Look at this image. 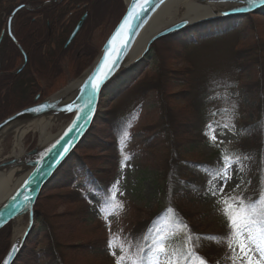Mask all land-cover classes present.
I'll use <instances>...</instances> for the list:
<instances>
[{
    "label": "trees",
    "instance_id": "obj_1",
    "mask_svg": "<svg viewBox=\"0 0 264 264\" xmlns=\"http://www.w3.org/2000/svg\"><path fill=\"white\" fill-rule=\"evenodd\" d=\"M48 1L50 0H0V36L3 33L0 45V73L16 70L23 61L6 30L12 12L22 5L37 6ZM118 1L113 0V6L100 7L98 12L99 19L103 18L106 11L118 14L116 19L111 21V30L124 14V8ZM82 3L85 7L80 9L79 5ZM89 3L95 4L94 0H65L44 9L32 12L25 10L17 14L13 22V34L27 57V64L16 76L0 77V120L32 104L40 96L39 91L42 88V97L47 98L60 85H65L69 78H77L93 62L100 49L96 48L92 53L81 57L77 55L76 45L80 42L78 40H75L72 46L76 52H71L70 57L64 55L62 50L81 16L67 36H54L56 26L68 18L75 6L78 9L76 15H82L84 12L89 13ZM34 15H38L40 20H34L33 24L31 21ZM254 19L255 16L252 15L216 19L162 38L159 44L156 42L148 54L155 55V58H150V64L146 58L143 59L113 80L104 90V97L111 100L121 94L126 95L124 108L120 112L110 109L104 113L103 125L97 126L95 123L96 126L91 128L77 148L82 154L104 148L105 141H110V160L115 163L119 158L117 148L122 143L124 134L127 133L128 136L131 133L129 121L133 111L143 102L149 99L153 101L155 116L142 129L145 137L138 145L156 157L159 168L154 180L157 205L153 211L146 214V218L135 208L134 217L126 221L125 230L123 229L127 234L129 252L133 259L145 258L140 264L145 263L147 248L154 237V225L162 224L164 212L168 213L172 224L179 229L175 248L178 253L189 255L191 251L206 264L212 262L213 248L223 253L227 243L206 237H217L221 241L228 239L230 230L225 216L203 221L197 219V212L193 214L183 203L187 197L204 190L208 180L220 174L226 167L225 155L231 160L238 157V161H245L250 166L247 173L248 182L242 191L236 192L237 198L255 202L264 191V43L257 38ZM69 25L70 23L67 26ZM31 27L34 29L32 33L29 32ZM243 31L256 33L254 40L252 38L251 41L243 43V49L230 51L232 46L213 45L212 49L208 46L212 41L220 40L224 36L236 38ZM160 45H166L169 50H162ZM175 49H181L180 53ZM218 50L223 56L226 51H230L231 55L215 62L213 59ZM162 51L170 54L172 59H180L187 64V69L174 70L167 67V57H159ZM58 52L63 60L66 57L65 62L69 64L66 73L60 68L62 61L60 57L58 59ZM151 64L152 71L143 74ZM245 73L249 77L243 83L242 89H245L249 99L254 101V120L241 123L240 140L230 150L214 151L207 155L204 151L196 149L194 160H186L183 156L184 150L189 148L190 151L193 144L209 140L203 132L210 123L224 118L227 113H245L239 97L229 96L223 100L215 98L219 93L237 92ZM217 106L220 112H217ZM216 156L222 158L221 162H215ZM108 175L103 171L97 175L91 174L88 166L73 156L58 170L46 188L58 187L60 190L74 184L75 179L85 181L87 191L103 193L104 196L101 194L100 197L101 208H104L111 199L106 193ZM35 215V225L26 243L28 246L15 264H96L89 257L86 246L75 248L64 242L66 232L74 227L83 232L78 215L48 217L41 211L39 204L35 208ZM183 225H187V228L184 229ZM95 230L96 227L91 229ZM189 236L193 237L191 242L188 241ZM196 237L200 239L197 240ZM9 238L10 227L7 226L0 231V263L7 251ZM38 247L41 250L36 253L35 249Z\"/></svg>",
    "mask_w": 264,
    "mask_h": 264
},
{
    "label": "rangeland",
    "instance_id": "obj_2",
    "mask_svg": "<svg viewBox=\"0 0 264 264\" xmlns=\"http://www.w3.org/2000/svg\"><path fill=\"white\" fill-rule=\"evenodd\" d=\"M94 2L95 4L89 3V15H87V19L83 23L82 29L75 38L76 41H80L79 44L76 45V48L78 49L77 55H81V57H84L85 54L92 53L96 48H101L106 40V35L110 31H112L111 21L113 19L115 20L118 15L113 12L109 13L108 11H106V14H109H105V17L103 16L102 19H99L98 12L100 7L113 6V0H94ZM118 3H121L122 7L124 8L122 0H119ZM104 4H106L107 6ZM25 6H27L28 8L31 7L30 5ZM79 7L81 9L82 7H85V5L82 3V5H79ZM25 10L30 11V9H23L21 11ZM77 11L78 9H76L75 6V8L72 10V13L68 15V18L64 22L56 26L54 36L55 34L57 36H67L70 33V30L77 22V19L79 18V16H81L80 14L76 15ZM17 14L13 18L11 24L12 34L13 22ZM181 17L182 15L179 14L178 19H180ZM32 20L33 21L31 22L34 24V20H40V18L38 17V15H34ZM71 20H73L72 23ZM254 21L257 26V38L260 41L262 40L261 42L264 43V17L255 16ZM69 23L70 25L67 26ZM32 30L34 29L31 27L29 32L32 33ZM48 32H50V30H48ZM255 34L252 32L243 31L236 38H234V36H224L220 40L212 41L208 46L211 49L213 45H219L221 47L232 46L230 48V51H238L245 48L244 46H242L243 43L251 41L252 38L254 40ZM156 42L159 44V42L161 41L158 40ZM33 44L36 45V43ZM73 44L74 42H72L70 46L63 47L62 49L65 52L64 55H67V57H70L71 52H76L74 49L75 47H72ZM59 48H61V45L59 46ZM161 48L162 50H169L166 45H162ZM179 50L181 49H175L176 52L180 53ZM230 51H226V55L223 56L220 54L221 51L218 50L217 55L213 60L215 62H219L223 59H226V57H229L231 55ZM59 54L61 53L58 52V59L59 57L61 58ZM153 56L155 58V55H153L152 53L151 55L145 56L144 59L146 58V61L150 64V60L153 58ZM165 56L167 57V67L171 69L173 68L174 70L187 69V64L181 62L180 59H177L178 61L172 59L171 55L164 51L159 54V57L161 59ZM65 58L66 57H64V60L63 58H61L62 63L60 67L64 73L67 72V69L69 67V64H66L65 62ZM91 63L84 70H86L91 65ZM19 65L20 66L14 71H10L8 73L1 72L0 77L18 75L9 74H14L15 72H17L23 65V61ZM222 66L224 67V64H222ZM212 68L214 69L215 66H213ZM152 69L153 65L151 64L147 68V70L143 72V74H145L146 72H151ZM82 72L79 74V76L82 74ZM248 77L249 76L245 73L244 79L239 84V90L237 92L219 93L215 96L216 99L220 100L226 99L229 96L239 97L241 99L240 103L242 104L245 113L242 115L227 113V116H225L224 118H219L218 120L210 123L209 125H211V135L215 136V142L210 139L209 135H206V133L209 132L208 125L205 128L203 134L208 136L209 140H204L202 142L193 144L190 151H188L189 148L184 150L183 156L186 160H194L195 155L197 154L196 149L204 151V153L207 155H211L212 153H214V151L225 152L227 150H230L234 144L239 142L241 136V123H250L254 120V101H251L249 99V95L245 93V89H242V85ZM75 79L69 78L65 85H60V87L54 93L60 91ZM43 89L44 88L39 91L40 96L38 97V101L43 100ZM115 96L117 97V95ZM126 98V95L121 94L115 100H111V98L107 99L102 94L97 116L92 127L96 125H103V114L110 111V109H114V111L118 110L120 112L124 108L125 101L127 100ZM262 99L264 100V87L262 90ZM217 108V112H220L221 110L219 106H217ZM133 112L134 114L129 121L131 133L127 136V139L123 143L119 144L117 148V155L119 156V158L115 163L110 160V156H112L110 152L111 148L109 147L111 145L109 144L110 141H105L104 148L95 150L93 149L82 154L79 153V149H76L71 156L78 157L79 160H82L83 163L88 166L91 174L93 175H97L102 171L109 174L107 179L108 183L106 193L109 194L111 198L114 195L115 200L123 204V209L119 212V215H109L106 220L104 214L101 211L102 208L100 196H102L103 193L87 191L86 182L78 179H75V183L70 185L68 188L62 187L63 189L59 188L60 190H58V187H50L48 189L45 188L41 194L40 199L37 202V204H39V206L41 207V211L48 217L63 216L65 214L71 216L78 215V217H80L83 232H79L80 228L74 227L73 230L71 229L66 232L64 242L66 245L73 246L75 248H78L79 246H86L88 248L89 257L93 259L96 264H116V256L123 254L120 251L119 245H123L128 255L132 257V254L129 252V242L127 239V234L123 231V229L125 230L126 227V221H130L134 217L135 208L144 214L143 218H146V214L153 211L155 206L157 205V190L154 180L159 168L157 167V161L155 159L156 157L153 153L140 148L138 145V143L145 137V135H143L142 133V129L146 126L147 122L155 116L154 103L149 99L148 101L143 102L142 104L137 106L135 111ZM69 120L70 117L62 119V126H66ZM58 123L53 124L54 126H52L50 130L52 134H56L61 130V127L58 126L60 125V121ZM95 123L97 124L95 125ZM225 125L228 126L225 127ZM106 132L108 131L106 130ZM11 143L12 138L9 137L0 144V148L3 151L1 155L2 157H0V165L3 164V162L5 163L7 161V156L9 155L11 150ZM37 143V137L35 135H28L24 140L25 152L32 151ZM125 155L129 157V159L126 161L123 160V157ZM221 159V157L216 156L215 162L219 163L221 162ZM226 167L227 177H225L224 175V169ZM226 167L222 169L218 176L208 180L204 190L195 193L192 197H187L184 200L183 204L185 205V207L191 209L193 214L197 212L200 215H198L197 219L203 221H211L213 218L223 216L221 211V209L224 207L223 201L227 197H236V192L238 190L242 191L245 184L248 182L247 173L250 169L248 163H246L245 161H238L237 163H232L230 166ZM162 216V224L156 223L154 225V237L152 238V241H150L147 248L146 260L144 264H148L147 258L151 256V249L155 247L154 241L161 235H166L167 237L163 241V244L168 250V256L162 257V259L172 257L174 254V258L176 259L177 264H189V261L192 260L190 256L187 253H178V251H176L175 249L178 242L176 234H178L177 231L179 232V229L172 224L167 212H164ZM94 227H96V230L91 231V229ZM11 236L12 234L10 229L9 244ZM110 237H112L114 239V242L118 245L111 250L108 246ZM27 246L28 245H26V247ZM213 249L211 257L212 262L209 264H232V260L229 259V257L233 256L235 253H233V250L230 249L228 245L224 246L223 253H220V251H218L217 249ZM40 250L41 249L39 247L35 249L36 253L40 252ZM113 252L116 253V256L112 254ZM236 252H239L238 248L236 249ZM250 254L256 256V253L254 252ZM71 256L72 253L70 257ZM185 257H187V259H185ZM127 264H131V262L128 261ZM238 264H245V262L243 260H240L238 261Z\"/></svg>",
    "mask_w": 264,
    "mask_h": 264
},
{
    "label": "water",
    "instance_id": "obj_3",
    "mask_svg": "<svg viewBox=\"0 0 264 264\" xmlns=\"http://www.w3.org/2000/svg\"><path fill=\"white\" fill-rule=\"evenodd\" d=\"M171 1L173 0H149L146 4L138 5L120 37L113 42L112 50L109 51L107 47L109 41L133 7L134 0H122L125 12L91 65L60 91L40 102L36 98L32 106L20 110L0 122V141H2L3 134H10L15 130L29 127L40 120L50 119V122L54 123L70 117L67 125L56 133L57 137L52 142L46 146H40L37 143L32 151L25 152L18 158H12L0 165V173H13L14 178L23 177L15 190L0 204V231L10 226L12 234L7 252L0 264H4L6 259L8 264H15L24 252L26 242L34 227L35 208L43 190L51 182L56 172L66 164L90 131L97 116L102 94L114 79L143 60L149 53L151 46L162 38L216 19L247 15L264 17V0H255V3H252L251 0H194L197 6L209 11L211 16H205L198 20H191L182 16L172 25L150 37L144 51L138 58H133V52L140 44L146 28ZM22 9L29 8L27 6L17 8L9 17L7 24L8 36L23 56L21 68L14 74L9 75L19 74L27 62L25 54L11 33L12 20ZM136 13H140V15L137 16ZM84 20L85 16L71 33L67 45L74 41L82 29ZM2 38L3 34L0 38V45ZM106 53L108 54L109 64L113 60L116 61L111 74L102 83L99 78L96 80L90 79L95 75ZM105 68H107V65ZM101 76H103V73H101ZM97 84H99L98 88L96 87ZM69 105L73 106L72 111H66ZM33 109L40 110L33 111ZM77 117H80V119H77ZM74 124L75 127H73ZM69 129L72 130L69 131ZM21 222L25 225L24 230L16 236L15 232ZM13 247L17 251L9 259V253Z\"/></svg>",
    "mask_w": 264,
    "mask_h": 264
},
{
    "label": "snow or ice",
    "instance_id": "obj_4",
    "mask_svg": "<svg viewBox=\"0 0 264 264\" xmlns=\"http://www.w3.org/2000/svg\"><path fill=\"white\" fill-rule=\"evenodd\" d=\"M148 2L149 0H134L133 7L128 13V16L125 17L119 29L109 41V45L107 46L109 51L112 50L113 42L118 37H120L125 25L128 24V20L130 17H132L136 7ZM251 2L255 3V0H251ZM136 15L139 16L140 13H136ZM115 63L116 61L113 60L112 63L109 64L108 54L106 53L105 57L102 58L95 75L90 79L96 80L99 78L100 82L102 83L103 80L111 74ZM106 65L107 68H105ZM101 73H103V76H101ZM96 87L98 88L99 84H97ZM38 110L40 109H33V111ZM72 110V105H69L66 109V111ZM77 119H80V117H77ZM75 126L76 125L74 124L73 127ZM227 126L228 125H225V127ZM71 130L72 129H69V131ZM206 135H209L210 139L215 142V136L211 135V125H209V132L206 133ZM126 139L127 133L124 134L121 142L123 143ZM128 159L129 157L127 155L123 157L124 161ZM224 160L226 166H230L232 163H237L239 158L237 157L236 160H231L230 157L225 155ZM224 175L227 177V167L224 169ZM223 204L224 207L221 209V211L227 220L230 235L225 241H221L220 238L217 237H206V239L227 243L228 247L233 250V253H235L233 256L229 257V259L232 260V264H238V261L240 260H243L245 264H264V191L261 192L259 199L255 202H246L245 200L236 197H227L223 201ZM122 209L123 204L116 201L115 196L113 195L110 201L107 203V206L102 208L101 211L107 220L109 215H119V212L122 211ZM183 228L186 229L187 225H183ZM166 238V235H161L156 238L154 241L155 247L151 249V256L147 258L148 264H177L174 254L172 257L162 259V257L168 256V250L163 244V241ZM145 239H147V237H145ZM192 239V236L188 237L189 242H191ZM196 239L198 240L200 237H196ZM108 246L111 250L118 245L114 242V239L110 237ZM119 247L121 253L123 254L116 256V253H112L114 256H116V264H127L128 261H130L131 264H140V261L145 259L144 257L133 259L128 255L123 245H119ZM237 248L239 249L238 253L236 252ZM15 251H17L15 247L10 250L9 259ZM253 252L256 253V256L250 254ZM189 256L193 258L189 261V264H206L202 258L195 256V254L191 251L189 252ZM185 259H187V257H185ZM4 264H8L7 259L5 260Z\"/></svg>",
    "mask_w": 264,
    "mask_h": 264
},
{
    "label": "bare ground",
    "instance_id": "obj_5",
    "mask_svg": "<svg viewBox=\"0 0 264 264\" xmlns=\"http://www.w3.org/2000/svg\"><path fill=\"white\" fill-rule=\"evenodd\" d=\"M63 1L64 0H59V1L50 0L46 3L41 4V5L31 6L29 9H30V11H36L38 9L47 8V7H50L52 5L60 4ZM179 14H181L183 17H187L191 20H198V19H201L205 16H209V15L211 16L209 11H207L204 8L197 6L194 3V0H173V1L169 2L162 9V11H160L157 14V16L152 20V22L146 28V30H145L142 38H141L140 44L138 45L135 52H133V58H138V56L144 51L146 43L150 37H152L155 33L160 32L164 28L172 25L177 20H179L178 19ZM75 27H74V29H75ZM73 30H72V32H73ZM1 37H2V35L0 36V38ZM26 60H27V57H26ZM38 102H40V101H38ZM33 104H34V102L28 106H24L23 108H21V110L28 108V107L32 106ZM66 118H68V117H66ZM63 119H65V118H63ZM3 120L4 119L0 120V122ZM59 121H60V125H58V126L61 127V129H62L63 124H62L61 120L55 121L54 123H58ZM54 123L50 122V119L40 120L34 124H31L29 127L23 128L21 130H15V131H13V133H10V134H7V133L3 134V139H2V141H0V144L4 140H6L7 138H9V137L12 138L11 150H10L9 155L7 156L8 157L7 161L11 160L12 158H18L23 153H25L24 140L26 139V137L28 135H35L37 137V142L40 146H46L47 144L52 142L53 139H55L57 137L56 134H52L50 132L52 126H54L53 125ZM2 153H3V151L0 148V157H2L1 156ZM22 178L21 177H18V178L15 177L14 178L13 173H11V174L0 173V204L15 190V188L18 186V184L20 183ZM19 224L20 225L15 232L16 236L21 234L24 230V226H25L24 223L21 222Z\"/></svg>",
    "mask_w": 264,
    "mask_h": 264
},
{
    "label": "flooded vegetation",
    "instance_id": "obj_6",
    "mask_svg": "<svg viewBox=\"0 0 264 264\" xmlns=\"http://www.w3.org/2000/svg\"><path fill=\"white\" fill-rule=\"evenodd\" d=\"M87 15H89L88 12H84V13L81 15V17L79 18V20H78V22L76 23V25L79 23V21H80L84 16H85V20H84V22H85L86 19H87ZM68 38H69V37H68ZM67 40H68V39H67ZM74 41H75V40H74ZM74 41H73V42H74ZM65 45H66V44H65ZM65 45H64V47H66ZM70 45H71V44H70ZM70 45H68V46H70ZM68 46H67V47H68Z\"/></svg>",
    "mask_w": 264,
    "mask_h": 264
}]
</instances>
